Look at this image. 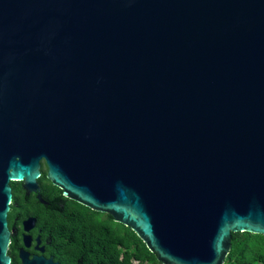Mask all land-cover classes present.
Segmentation results:
<instances>
[{
    "label": "water",
    "instance_id": "95a60500",
    "mask_svg": "<svg viewBox=\"0 0 264 264\" xmlns=\"http://www.w3.org/2000/svg\"><path fill=\"white\" fill-rule=\"evenodd\" d=\"M41 160L162 264H224L264 235V0H0V264L10 182L63 210Z\"/></svg>",
    "mask_w": 264,
    "mask_h": 264
},
{
    "label": "trees",
    "instance_id": "16d2710c",
    "mask_svg": "<svg viewBox=\"0 0 264 264\" xmlns=\"http://www.w3.org/2000/svg\"><path fill=\"white\" fill-rule=\"evenodd\" d=\"M21 185L10 182L14 195ZM49 218V250L60 264H162L130 228L114 222L108 214L65 198V213H51ZM15 244L12 238L8 255ZM224 264H264V235L232 233Z\"/></svg>",
    "mask_w": 264,
    "mask_h": 264
},
{
    "label": "flooded vegetation",
    "instance_id": "af4514ba",
    "mask_svg": "<svg viewBox=\"0 0 264 264\" xmlns=\"http://www.w3.org/2000/svg\"><path fill=\"white\" fill-rule=\"evenodd\" d=\"M39 170L40 175L37 179L39 196L41 197L42 201L46 203H50L60 197L63 201V210L57 211L47 207L37 198L38 194L36 192L28 194V198L25 200L26 191L23 189V185H21L17 195L12 193L10 209L7 214V222L8 228L11 232L10 242L13 238L16 244L12 250V255H9L11 264H21V259L19 257L20 249H24L26 252H28L30 259L33 258V255L37 257L42 256L46 259L51 257L54 262L60 264L59 261L55 260L50 254L49 250L52 244L50 227L51 222L49 221V215L51 213H65L66 197L63 195L62 189L55 186L48 179L47 166L44 160H41ZM27 219L34 220V226L29 231H25L24 229V222ZM24 236L31 237L30 246L28 248L24 247Z\"/></svg>",
    "mask_w": 264,
    "mask_h": 264
}]
</instances>
